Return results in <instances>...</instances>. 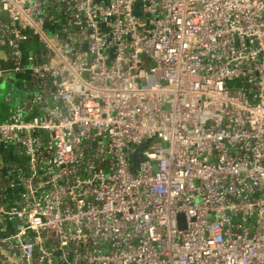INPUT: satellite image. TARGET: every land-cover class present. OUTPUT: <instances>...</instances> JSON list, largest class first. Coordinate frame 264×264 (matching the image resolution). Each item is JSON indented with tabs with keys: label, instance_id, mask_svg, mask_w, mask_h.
Listing matches in <instances>:
<instances>
[{
	"label": "built area",
	"instance_id": "2783aa9c",
	"mask_svg": "<svg viewBox=\"0 0 264 264\" xmlns=\"http://www.w3.org/2000/svg\"><path fill=\"white\" fill-rule=\"evenodd\" d=\"M1 57L0 264H264V0H0Z\"/></svg>",
	"mask_w": 264,
	"mask_h": 264
},
{
	"label": "rangeland",
	"instance_id": "374dc122",
	"mask_svg": "<svg viewBox=\"0 0 264 264\" xmlns=\"http://www.w3.org/2000/svg\"><path fill=\"white\" fill-rule=\"evenodd\" d=\"M50 33L52 34V32ZM27 45L30 46L31 44H27ZM19 77L20 76H16L15 74H13L12 76L13 81L3 82L2 85L0 86V120H3L4 117H7L9 107L18 102H21L22 101L21 97H23L25 93L28 91L27 88L30 86L31 82L26 79H22L21 82L22 84H21L19 83V79H20ZM25 77L27 79L31 78L30 74H27ZM7 93L12 94V97L14 98L13 102H8L5 100V95ZM4 156L7 159V156L6 155Z\"/></svg>",
	"mask_w": 264,
	"mask_h": 264
},
{
	"label": "crops",
	"instance_id": "0c3cea01",
	"mask_svg": "<svg viewBox=\"0 0 264 264\" xmlns=\"http://www.w3.org/2000/svg\"><path fill=\"white\" fill-rule=\"evenodd\" d=\"M38 45V44H37ZM36 45V46H37ZM40 47V46H39ZM5 64H7L6 60L4 58H0V66H4ZM11 75V76H10ZM16 76H20L19 78V83L22 82V79H26L29 81V79H27L25 77V73H20V74H16ZM12 76L13 74H6L4 75L1 80H0V86L2 85L3 82H10V81H13L12 79ZM22 84V83H21ZM28 90V88H27ZM28 91L25 93V95L23 97H21L22 101L24 100V98L28 95ZM6 117H4L3 119H5ZM0 149H1V152L3 153V156L6 155L7 156V159L6 157L4 156V159L6 162H10V161H18L20 160L22 157L20 155V153L17 151V148L14 147V145H11V144H7V145H4L2 143H0ZM4 149V150H3ZM7 150V151H6Z\"/></svg>",
	"mask_w": 264,
	"mask_h": 264
},
{
	"label": "water",
	"instance_id": "95a60500",
	"mask_svg": "<svg viewBox=\"0 0 264 264\" xmlns=\"http://www.w3.org/2000/svg\"><path fill=\"white\" fill-rule=\"evenodd\" d=\"M139 4V3H138ZM137 4V5H138ZM34 114H36V112L34 113ZM33 114V115H34ZM151 139H148L146 142H144L142 145H141V147H140V152L138 153V154H135V155H133L132 156V162L134 163V166L135 167H137V165H138V162H139V160H140V158L142 157V151H144V150H146L147 148H148V146H149V144L151 143Z\"/></svg>",
	"mask_w": 264,
	"mask_h": 264
}]
</instances>
